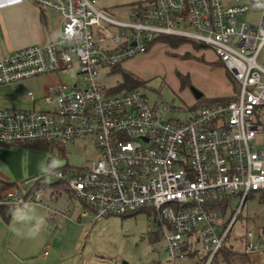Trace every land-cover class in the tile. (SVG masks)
Instances as JSON below:
<instances>
[{"label": "built area", "instance_id": "1", "mask_svg": "<svg viewBox=\"0 0 264 264\" xmlns=\"http://www.w3.org/2000/svg\"><path fill=\"white\" fill-rule=\"evenodd\" d=\"M22 1L0 0V8ZM32 1L59 13L58 36L2 55L0 84L76 63L82 76L47 85L46 107H0V143L92 141L98 151L88 166L55 174L91 206L93 218L152 206L171 264H186L190 251L203 256L202 249L211 264L248 196L264 194V0H142L128 4L124 18L97 0ZM165 36L211 46L238 89L181 120L165 117L172 107L139 86L113 90L102 82ZM28 95L38 99L35 91ZM39 177L26 179L27 186L0 185V205L44 203L60 193L34 189ZM232 196L238 202L226 222L223 205ZM263 248L264 233L247 230L243 251Z\"/></svg>", "mask_w": 264, "mask_h": 264}, {"label": "rangeland", "instance_id": "2", "mask_svg": "<svg viewBox=\"0 0 264 264\" xmlns=\"http://www.w3.org/2000/svg\"><path fill=\"white\" fill-rule=\"evenodd\" d=\"M137 1L142 0H97V3L106 12L124 18L128 4ZM45 11L50 12V9H45ZM50 21L55 22L56 20L51 18ZM174 38L177 41L175 43L160 39L148 50L126 59L120 66L143 79V83L139 87L146 90L153 102L159 104L166 102L172 107V110L164 112L165 117L184 120L191 116L192 109H198L208 103L211 100L209 97L231 95L236 88L238 89V84L231 79L229 70L211 46L186 37L176 36ZM3 42L5 45L10 43L7 34L5 36L0 29V57L4 55H1ZM12 49L10 46L8 51ZM38 76H44L47 83H52L58 82L60 79L74 82L82 75L80 66L76 63L73 67L60 69L59 72ZM100 79L107 86L115 88L123 80V74L120 70L112 68L108 75H104ZM182 79L186 80L185 84ZM188 79H190L189 82H187ZM24 86L27 84L18 87L11 93L26 99L27 89ZM192 86L201 89L203 95L196 97ZM31 88L35 87L31 86L28 89ZM43 94L37 93V96ZM35 106L43 108L47 104L41 97L36 101ZM89 142L85 138H80L76 142L63 145L64 147L54 145L48 150H38H40L39 154L45 163L52 160L60 161V166L57 169L68 164L74 169L84 168L95 158L98 151L92 141L90 144ZM25 180L17 182H25ZM59 180V177L54 173L48 177L44 176L43 183H54ZM24 184L27 186L26 182ZM46 196L44 192L43 197ZM69 196L70 193L67 190L60 191L58 201H52L49 208H46V213L50 212L54 215V210L62 209V207L68 208L69 212L66 203L70 199ZM72 197L73 200L70 199V216L74 215L78 222L67 219L59 226L57 218L54 223L52 218L49 220L50 217L46 216L52 225L49 224L51 227L48 225L45 227L48 241L42 247V252L45 249L51 252L46 261L54 259L47 264H171L166 255V240L155 222L157 215L155 208L145 206L128 213H112L98 218L85 216L78 219L76 213H79L83 206L79 198ZM237 202L238 196H232L231 205L227 207V212L223 217L224 221L227 222L230 219L236 209ZM58 228L61 230L57 231ZM249 229H252L256 234L264 233L263 193H254L248 196L242 212L231 225L226 244L243 250L244 235ZM54 241L57 247H53ZM200 254H205L203 249ZM198 257L200 255L187 258V261L192 264H205V260L198 263L196 260ZM246 257H249L252 264H264V254L260 260L253 254ZM242 258L239 257L238 260H242ZM211 264L230 263L221 253H218Z\"/></svg>", "mask_w": 264, "mask_h": 264}, {"label": "crops", "instance_id": "3", "mask_svg": "<svg viewBox=\"0 0 264 264\" xmlns=\"http://www.w3.org/2000/svg\"><path fill=\"white\" fill-rule=\"evenodd\" d=\"M50 12L39 7L32 0H24L22 2L10 4L0 8V29L3 31L5 36L7 34V39L10 41L8 45H5V42L2 43L1 55L9 53L15 48L21 46L45 42L50 38L57 37L60 28V15L51 9ZM51 18H54L56 21L51 22ZM10 46L13 49L8 51L10 50ZM30 78L31 79L26 78L11 83L0 84V107L29 108L35 106L36 101L42 96H39L36 101H33L30 99L28 92L31 90L35 91L36 94L38 93L41 95L43 94L45 87L51 83H47L44 80V76H35ZM24 84H27V86H24V88L27 89L26 99L15 96L11 93ZM31 86L35 88L28 89ZM218 96L228 95L223 94L217 95L216 97ZM39 152L40 150L35 148L0 143V180L17 182L18 180L27 179L41 174L40 165L42 162L45 163V161L41 158ZM58 196L59 193L49 200L44 199V203L29 202L27 204L34 206L38 215H42L44 217L48 216V218L50 217L49 220L52 218V222L54 223H56L57 218L59 226L60 224L66 222L67 219L78 222L76 221L74 215L70 216V199L73 200L72 195L69 196L70 199L66 202L69 207V212L68 208L62 207V209L54 208L58 210V212L54 213V215L50 212L46 213V208H49L52 201H58ZM81 205L83 206V209L88 207L90 214L84 215L82 213V209L79 213H76V217H78V219L79 217L85 216L92 218L91 206L83 200H81ZM46 220V226L48 225L51 227L50 225L52 224L48 219ZM13 227L26 230L28 226L16 224L13 221L12 216L10 220L7 221L0 213V264H47L54 260L51 259L46 261V258L51 254L48 249H45L42 252V247L47 244L48 241L45 228L36 239H28L24 236L16 235L15 232L12 231ZM59 230H61V228L57 229V231ZM53 245V247H57L55 241ZM234 249L237 248L235 247ZM237 250L244 252L240 248ZM263 254L264 248L253 255L260 260L262 259ZM249 264H252V262L249 261Z\"/></svg>", "mask_w": 264, "mask_h": 264}, {"label": "trees", "instance_id": "4", "mask_svg": "<svg viewBox=\"0 0 264 264\" xmlns=\"http://www.w3.org/2000/svg\"><path fill=\"white\" fill-rule=\"evenodd\" d=\"M176 36H165L163 39L170 41V42H177L176 38H174ZM113 69L116 70H120L123 74V80L114 88L113 90H118L120 88H133L136 86H139L141 83H143V79L140 78L139 76L135 75L134 73H132L131 71L124 69V67H121L120 64L116 65L113 67ZM229 74L231 76V79L235 81L233 75L231 74V72L229 71ZM190 79H188L187 82H189ZM183 84L186 83L185 79H182ZM237 84V83H236ZM227 98V96H218V97H213L211 98L210 101H214L215 99H225ZM21 146H25V147H30V148H35V149H40V150H48L50 148H53L54 145H58L60 147H62V144H58V143H54L51 144L50 142L47 141H34V142H25L22 144H19ZM64 147V146H63ZM71 165H66L62 168H69ZM40 177L37 179V182L34 184V189H38V188H42V187H52L54 186L56 189H58L59 191H62L63 189L66 190L65 187V183L61 180L54 182V183H43V178L44 175L41 173L39 174ZM18 182L16 181H7V180H0V185L2 187H7V186H11L14 185ZM69 192V191H68ZM70 195L74 196V194L72 192H69ZM87 203V202H86ZM230 206V204H224L223 205V209L225 210V212H227V207ZM15 206H9L6 204H1L0 205V213L2 214V216L5 218V220H10L11 215H10V209H12ZM240 250L234 249L233 246H228L227 244L224 245V247H222L213 257V260L215 259V257L217 256L218 253H221V255H223L225 257V259H227V261L230 264H249V257H246L248 255V253L245 252H239ZM198 256V252L197 251H190L189 252V259L192 258L193 256ZM239 257H243L242 260H238ZM207 256L203 255L198 257L196 260L198 263L202 262L203 260H206ZM212 260V261H213Z\"/></svg>", "mask_w": 264, "mask_h": 264}, {"label": "clouds", "instance_id": "5", "mask_svg": "<svg viewBox=\"0 0 264 264\" xmlns=\"http://www.w3.org/2000/svg\"><path fill=\"white\" fill-rule=\"evenodd\" d=\"M60 166V161L52 160L48 163H41V173L48 177L53 175L56 169ZM10 215L16 224L27 225L26 230L13 227L12 231L18 236H24L28 239H36L47 224L46 217L38 215L34 206L27 203H19L17 206L10 209Z\"/></svg>", "mask_w": 264, "mask_h": 264}, {"label": "water", "instance_id": "6", "mask_svg": "<svg viewBox=\"0 0 264 264\" xmlns=\"http://www.w3.org/2000/svg\"><path fill=\"white\" fill-rule=\"evenodd\" d=\"M192 89L196 95V97H201L203 95V91L195 86H192Z\"/></svg>", "mask_w": 264, "mask_h": 264}]
</instances>
